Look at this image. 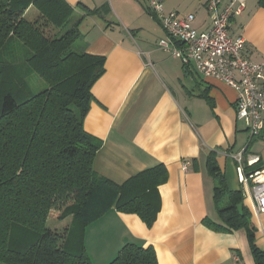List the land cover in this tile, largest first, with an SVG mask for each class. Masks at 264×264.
Segmentation results:
<instances>
[{"label": "crops", "instance_id": "obj_1", "mask_svg": "<svg viewBox=\"0 0 264 264\" xmlns=\"http://www.w3.org/2000/svg\"><path fill=\"white\" fill-rule=\"evenodd\" d=\"M65 1L74 9L70 28L80 32L81 52L105 59L84 119L85 130L102 141L95 172L121 185L157 165L168 171L151 227L115 208L86 227L84 245L92 264L111 263L127 244L153 247L159 264H259L253 246L264 255V213H255L233 159L249 142L237 120L236 91L199 76L161 49L158 42L169 37L146 0ZM231 1L223 0V7ZM207 3L164 0V8L166 13L193 14V27L207 32L212 27ZM230 33L245 38L250 60L264 63V6L259 0H246L243 13L230 20ZM210 153L216 154L228 187L243 192L255 230L253 243L245 229L229 231L219 216ZM244 157L259 158L264 165V136L252 142Z\"/></svg>", "mask_w": 264, "mask_h": 264}, {"label": "trees", "instance_id": "obj_2", "mask_svg": "<svg viewBox=\"0 0 264 264\" xmlns=\"http://www.w3.org/2000/svg\"><path fill=\"white\" fill-rule=\"evenodd\" d=\"M31 7L38 15L28 21ZM73 15L65 0H0V264H92L84 245L89 224L115 208L151 227L160 210L164 165L121 185L94 170L102 141L85 130L84 119L105 59L72 50L80 39L77 27L70 28ZM34 76L46 84L42 91L29 84ZM262 168L259 159L246 172ZM208 170L226 229H245L253 243L243 192L228 187L215 153ZM51 215H72L77 226L52 230ZM253 251L263 264L264 255ZM109 264L159 263L153 247L127 244Z\"/></svg>", "mask_w": 264, "mask_h": 264}, {"label": "built area", "instance_id": "obj_3", "mask_svg": "<svg viewBox=\"0 0 264 264\" xmlns=\"http://www.w3.org/2000/svg\"><path fill=\"white\" fill-rule=\"evenodd\" d=\"M146 1L169 37L159 42L161 49L177 55L199 76L217 79L236 91L237 120L250 137L243 152L233 159L240 185L252 198L255 213L260 216L264 213V168L246 172L259 158L245 160L244 153L255 139L264 136V63L250 60L246 56L245 38L230 33V20L243 13L246 0H232L224 7L223 0H208L212 27L207 32L193 27V14L166 13L164 0ZM183 169H188L187 163Z\"/></svg>", "mask_w": 264, "mask_h": 264}, {"label": "rangeland", "instance_id": "obj_4", "mask_svg": "<svg viewBox=\"0 0 264 264\" xmlns=\"http://www.w3.org/2000/svg\"><path fill=\"white\" fill-rule=\"evenodd\" d=\"M34 12H37V14H38V11L34 8L32 10V13H29L28 15H26V19L28 21H32V19H33L32 17H33ZM72 50L76 51V52H81V41H77L73 45ZM29 84L31 86L32 85L35 86L36 89H34V91H42L46 87V84L43 81H40L37 76L32 77L29 80ZM240 125L242 126L243 123L240 122ZM76 226H77L76 221L74 220V217L72 215L67 216L63 220L58 219L57 215H55V216L51 215V216H49V219L47 222L48 228H50L52 230H58V231H63L64 229H72V228H75ZM74 231L77 232L75 229H74ZM75 232L73 234L74 236H72V237H75V234H76Z\"/></svg>", "mask_w": 264, "mask_h": 264}]
</instances>
